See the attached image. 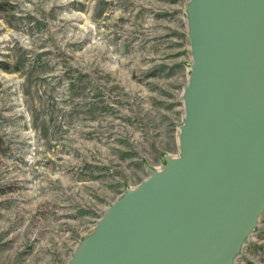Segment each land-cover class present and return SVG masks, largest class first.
<instances>
[{"label":"rangeland","instance_id":"rangeland-1","mask_svg":"<svg viewBox=\"0 0 264 264\" xmlns=\"http://www.w3.org/2000/svg\"><path fill=\"white\" fill-rule=\"evenodd\" d=\"M189 0H0V264H68L179 154ZM234 264H264V213Z\"/></svg>","mask_w":264,"mask_h":264},{"label":"water","instance_id":"water-1","mask_svg":"<svg viewBox=\"0 0 264 264\" xmlns=\"http://www.w3.org/2000/svg\"><path fill=\"white\" fill-rule=\"evenodd\" d=\"M177 157L106 208L68 264H234L264 213V0H189Z\"/></svg>","mask_w":264,"mask_h":264}]
</instances>
